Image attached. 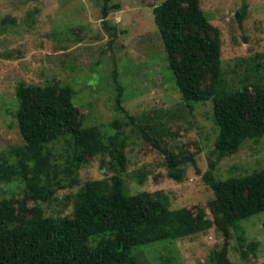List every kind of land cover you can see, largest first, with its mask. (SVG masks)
Returning <instances> with one entry per match:
<instances>
[{
  "label": "rangeland",
  "instance_id": "obj_1",
  "mask_svg": "<svg viewBox=\"0 0 264 264\" xmlns=\"http://www.w3.org/2000/svg\"><path fill=\"white\" fill-rule=\"evenodd\" d=\"M163 1L111 0L121 5L108 17L120 31L113 39L103 26L105 0H0V159L16 165L15 153L29 145L26 138L32 129L21 125L18 85L70 87L80 126H97L109 137L117 131L113 122L121 124L127 136L124 179L129 195L161 191L172 210L188 208L197 219L199 208H204L214 219L209 204L215 194L204 180L209 162L216 158L219 127L214 105L186 102L181 95L153 13ZM247 2L248 13L240 26L236 12L242 0H200L213 27L211 36L221 40V90L248 87L254 92L264 82V0ZM114 70L123 87V107L134 121L117 108ZM211 84L209 79L204 86ZM142 129L170 153H194L200 172L188 164L182 181L171 179L164 154L144 140ZM50 148L54 156L49 177L42 181L50 184L53 197L46 203L29 199L27 204L41 207L44 216L65 218L73 215L76 194L86 183L111 182L110 156L87 158L71 178L66 167L74 140L67 137ZM263 169L264 136L244 141L236 154L218 164L215 176L225 180ZM26 187L27 181L16 176L0 186V197L22 199ZM253 242L258 244L254 254L247 249ZM223 243L212 227L184 239L139 247L133 254L139 264H209L210 254ZM229 243L232 262L264 264V213L238 222Z\"/></svg>",
  "mask_w": 264,
  "mask_h": 264
},
{
  "label": "trees",
  "instance_id": "obj_2",
  "mask_svg": "<svg viewBox=\"0 0 264 264\" xmlns=\"http://www.w3.org/2000/svg\"><path fill=\"white\" fill-rule=\"evenodd\" d=\"M248 9L247 0H242L236 12L240 26ZM114 10H121V5L105 0L101 11L103 26L113 39L120 32L108 22ZM153 13L183 99L186 102L212 101L214 105V119L219 127L216 158L209 162L204 174L205 182L215 194L209 204L214 219L207 217L204 208H199L197 219L188 208L172 210L161 191L129 195L124 179L127 136L119 121L113 122L117 131L107 137L97 126L78 124L79 112L72 88L25 87L20 83L17 97L21 101V125L29 124L32 130L27 133L28 147L15 153L16 165L0 159V186L21 176L27 181V187L22 199L15 195L0 197V264H139L133 254L135 249L184 239L212 227L222 235L224 243L210 254L209 264H236L228 256L231 230L238 222L264 213V169L225 180H218L215 173L218 164L236 154L244 141L264 136V82L255 86L254 92L248 87L220 89L221 40L211 36L213 27L200 0H164ZM112 79L117 108L130 117L123 107V87L117 70ZM209 79L212 84L205 87ZM140 131L146 142L164 154L171 179L182 181L188 164L200 172L194 153H170L164 150L160 140L143 129ZM67 137L75 144L67 161L69 177L77 174L87 158L98 155L110 156L113 176L111 182L86 183L76 194L72 216L47 217L41 207L28 208L27 203L29 199L51 201L50 184L42 181L43 177H49L54 156L50 145ZM257 246L253 242L247 249L254 254ZM240 256L246 258L244 247Z\"/></svg>",
  "mask_w": 264,
  "mask_h": 264
}]
</instances>
